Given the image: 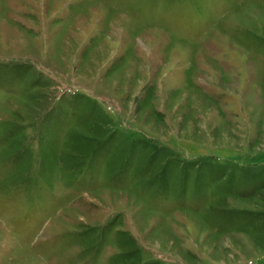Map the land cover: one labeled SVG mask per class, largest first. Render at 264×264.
Returning a JSON list of instances; mask_svg holds the SVG:
<instances>
[{"label": "rangeland", "instance_id": "rangeland-1", "mask_svg": "<svg viewBox=\"0 0 264 264\" xmlns=\"http://www.w3.org/2000/svg\"><path fill=\"white\" fill-rule=\"evenodd\" d=\"M0 264H264V0H0Z\"/></svg>", "mask_w": 264, "mask_h": 264}, {"label": "bare ground", "instance_id": "bare-ground-1", "mask_svg": "<svg viewBox=\"0 0 264 264\" xmlns=\"http://www.w3.org/2000/svg\"><path fill=\"white\" fill-rule=\"evenodd\" d=\"M248 4V3H247ZM127 16L125 15V18H126ZM158 30V29H157ZM167 32V31H166Z\"/></svg>", "mask_w": 264, "mask_h": 264}]
</instances>
